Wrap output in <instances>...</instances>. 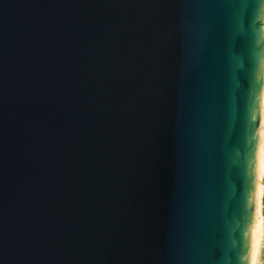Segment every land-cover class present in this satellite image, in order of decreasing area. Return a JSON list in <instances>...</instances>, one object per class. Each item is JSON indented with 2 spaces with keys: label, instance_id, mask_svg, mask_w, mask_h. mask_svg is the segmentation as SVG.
<instances>
[{
  "label": "water",
  "instance_id": "water-1",
  "mask_svg": "<svg viewBox=\"0 0 264 264\" xmlns=\"http://www.w3.org/2000/svg\"><path fill=\"white\" fill-rule=\"evenodd\" d=\"M264 0H0V264H248Z\"/></svg>",
  "mask_w": 264,
  "mask_h": 264
},
{
  "label": "bare ground",
  "instance_id": "bare-ground-1",
  "mask_svg": "<svg viewBox=\"0 0 264 264\" xmlns=\"http://www.w3.org/2000/svg\"><path fill=\"white\" fill-rule=\"evenodd\" d=\"M264 94L261 95L260 105V117L258 126V136L256 145V162H255V180H254V205H253V216L252 226L249 242V258L248 264H254L257 254L259 253V246L264 236V222H262L261 210V199L262 194V174H264Z\"/></svg>",
  "mask_w": 264,
  "mask_h": 264
},
{
  "label": "rangeland",
  "instance_id": "rangeland-1",
  "mask_svg": "<svg viewBox=\"0 0 264 264\" xmlns=\"http://www.w3.org/2000/svg\"><path fill=\"white\" fill-rule=\"evenodd\" d=\"M260 214L262 216V222H264V210H260ZM254 264H264V236H262V240L259 246V253L257 254V258Z\"/></svg>",
  "mask_w": 264,
  "mask_h": 264
},
{
  "label": "built area",
  "instance_id": "built-area-1",
  "mask_svg": "<svg viewBox=\"0 0 264 264\" xmlns=\"http://www.w3.org/2000/svg\"><path fill=\"white\" fill-rule=\"evenodd\" d=\"M262 94H264V84H262ZM262 153H264V150H262ZM262 188H264V174H262ZM264 191V189H262ZM261 205H262V210H264V194H262V199H261Z\"/></svg>",
  "mask_w": 264,
  "mask_h": 264
}]
</instances>
